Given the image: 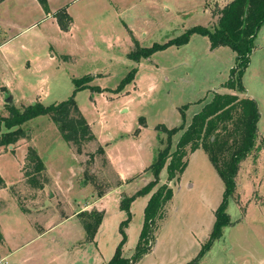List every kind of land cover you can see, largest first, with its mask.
<instances>
[{"label":"rangeland","instance_id":"obj_1","mask_svg":"<svg viewBox=\"0 0 264 264\" xmlns=\"http://www.w3.org/2000/svg\"><path fill=\"white\" fill-rule=\"evenodd\" d=\"M228 2L80 0L70 10L74 38L59 35L56 25L44 23L38 13L32 14L35 26L17 39L13 36L24 25L1 33L15 40L0 49V86L8 91L1 88L0 117H7L10 109L22 111L35 102L48 106L65 101L74 89L72 80L84 76H93L90 85L104 90L92 93L86 89L75 95L95 137L93 141L68 145L50 118L41 116L23 125L26 139L12 148H0V187L5 185L0 192V232H4L12 251L17 243L30 242L26 247L30 252L27 264H47L40 258L44 248L51 249L56 257L60 255L58 244L48 245L52 234L62 233V229L42 239L37 236L46 228L47 218L55 223L80 204L90 208L89 213L102 215L95 241L99 258L107 264L122 239L119 226L127 219L120 207L122 200L153 180L147 168L166 147V135L155 128L178 127L183 106H187L188 124L214 93L248 96L257 103L259 151L253 150L239 165L235 192L227 207L232 225L223 229L222 237L198 264H264V25L242 78L244 94L221 87L234 67L235 54L226 47L211 51L205 37L193 35L187 45L170 47L137 63L127 58L135 50L134 42L140 48L150 47L194 26L213 28L219 10ZM131 69L137 70L133 82L120 93H112ZM9 97L14 101L6 104ZM180 134L172 137L170 151L175 149ZM29 148L41 156L43 163L51 165L48 167L58 190L51 185L52 178L45 169L33 173V163L26 159ZM187 159L183 173L172 181H167L166 166L159 173V183L151 193L166 184L173 196L165 205L164 220L154 231L152 251L138 264H187L212 231L223 182L202 150L188 154ZM68 182L78 188L68 187ZM149 196L137 197L130 204L131 219L123 228V257L129 258L134 252ZM12 233L19 235L16 242L9 240ZM3 245L0 234V247ZM22 252L10 254L8 259L0 256V264H11ZM88 256L91 258L90 253ZM58 263L63 264L59 259Z\"/></svg>","mask_w":264,"mask_h":264},{"label":"trees","instance_id":"obj_2","mask_svg":"<svg viewBox=\"0 0 264 264\" xmlns=\"http://www.w3.org/2000/svg\"><path fill=\"white\" fill-rule=\"evenodd\" d=\"M4 0H0V3ZM45 14H49L47 0H37ZM219 17L213 28L194 26L182 35L170 39L163 44L154 43L150 47L140 48L135 43V50L127 55L133 62L149 59L158 52L170 47H183L189 43L191 36L198 35L209 41L210 50L220 47L229 48L235 54L234 67L230 69L228 79L222 84L223 89L238 94L246 92L242 78L250 62V55L255 47L254 42L258 32L264 25V0H231L219 10ZM57 26L63 32L69 30L72 19L65 9L53 14ZM137 70L131 69L112 90L120 93L133 82ZM93 76L73 79L72 94L60 103L44 106L39 102L25 107L22 111L10 109L7 117H0V148L14 147L20 139H26L23 125L32 119L48 116L57 127L61 138L68 144L80 145L95 139L87 121L81 114L75 95L83 90L92 93H102L104 90L91 86ZM187 106L180 108L182 123L171 129L158 125L155 130L166 135V147L159 151L153 163L147 168L153 180L138 190L133 196L126 197L121 202V209L127 213V219L119 226L122 239L114 255L107 264H138L143 257L152 251L154 231L165 218V205L172 199L173 192L166 184L153 189L159 183V173L164 166L167 171V181L170 182L183 173L187 166V156L197 150H202L223 182L222 201L214 212V224L207 241L201 246L197 256L187 264H198V261L211 249L212 245L223 235V229L232 225L227 214L229 200L233 197L239 165L256 146L257 124L260 119L257 103L248 96L239 98L237 94L214 93L210 101L194 114L186 123ZM140 123L144 126L143 118ZM5 129V131H3ZM181 133L173 151H170L172 137ZM102 153V149L99 148ZM26 159L33 163V173L40 174L44 170L43 163L35 150L28 149ZM149 199L143 211V223L133 254L127 258L122 256L121 248L126 241L123 228L131 219L129 207L131 202L140 196L148 195ZM101 197V196H99ZM79 218L85 231V242H92L100 225V212L81 213ZM158 226V227H157Z\"/></svg>","mask_w":264,"mask_h":264},{"label":"crops","instance_id":"obj_3","mask_svg":"<svg viewBox=\"0 0 264 264\" xmlns=\"http://www.w3.org/2000/svg\"><path fill=\"white\" fill-rule=\"evenodd\" d=\"M78 1L80 0H47L50 13L45 14L37 0H4L3 2L0 3V41H1L0 49L7 47V45L12 40L17 39L19 35L21 36L23 31L32 29L35 26L36 23L32 15L33 13H38L39 15L38 19H40L41 21H44V23H50L51 25L55 24L56 28L58 29L57 33L59 35H62L63 37H67V38H74L75 33L73 32V20L69 27V30L66 32H63L57 26L56 20L53 18V14L60 9H65L68 16L72 19L70 10H71V7H73L74 3ZM21 20L23 22H20ZM16 25H18L19 27L24 25V28L22 30L20 29L21 31H19L20 33L18 35L13 36L15 39L14 38L10 39L9 37H5V35L1 34V33L5 34L6 32L13 30L11 29L13 27L17 28ZM124 29L126 30L129 29L128 25H127V28L124 27ZM52 49L53 48L50 45L49 50H52ZM61 56L67 59L71 58V55L60 54L59 57ZM1 88H3L6 92H8L7 88L1 87V86H0V92H1ZM12 101H14L13 97H12ZM68 145H71V144H68ZM39 158L41 159V156H39ZM59 158L62 159L61 156ZM63 158L66 159L65 155L63 156ZM43 166H44L45 172L47 171L48 174L50 173V176L53 181V182L51 181V185L58 190L59 188L57 186L58 182L55 183L54 181L55 180L53 177L54 173L53 171H51L52 169H50L51 165L47 163H43ZM120 182H122L121 179H120ZM68 185L73 187L74 189L78 188V187H74L75 185L73 186L72 183L70 182H68L67 186ZM47 187L48 186L45 185L43 190L46 191L48 189ZM4 189H5V185L0 187V192H2ZM99 200L100 199H98L97 202H99ZM78 206L79 207L77 209L70 208V211H69L70 213L68 215L67 214L62 215V217L55 223H53L51 219H48V218L46 219L47 221L45 222H47V226L46 228H44L42 233H40L37 236L38 239H42L46 235L53 233L54 231H57V230L59 231L62 229L63 232L62 233L56 232L55 235L52 234V236L49 239L50 243L48 245V247L49 246L53 247L58 244V247L60 246V249H61L60 255L58 254L56 257L53 255V253H51V249L44 248L40 256V258H42L41 260H44L43 263L45 262L47 264H59L58 259L63 264H66V263L67 264H99L101 263L102 260L99 258L100 252L98 249V245L95 241V237L92 242H85L86 235H85V231L83 229L81 220L79 218V215L81 213L88 214L90 211V208L85 209L86 207H84V205L82 204ZM92 208H94V206ZM27 214L30 215V212H28ZM64 229L70 230L69 234L68 233L65 234ZM0 234L4 242V245L0 247V256L6 257L8 259L10 254L16 255L17 252L23 251L21 255H19L17 258H14L12 260L11 264H27L30 258V256H28L30 252L27 251L26 247L28 246L30 242L21 243V244L17 243L16 245H14L13 251H12V249H10L7 245V240H6V236L4 232H0ZM18 238H19V235L17 233L15 234L12 233L11 238L9 240L12 242H16ZM61 240H63V242L59 243L61 242ZM47 250L49 251L47 252ZM7 251L8 252L12 251V253H8ZM89 253H90L91 258H89L88 256ZM102 262L103 263L101 264H104L105 261H102Z\"/></svg>","mask_w":264,"mask_h":264},{"label":"water","instance_id":"obj_4","mask_svg":"<svg viewBox=\"0 0 264 264\" xmlns=\"http://www.w3.org/2000/svg\"><path fill=\"white\" fill-rule=\"evenodd\" d=\"M11 102H12V98H11V97H9V98L5 101L6 104H10ZM9 148H12V147H9Z\"/></svg>","mask_w":264,"mask_h":264}]
</instances>
